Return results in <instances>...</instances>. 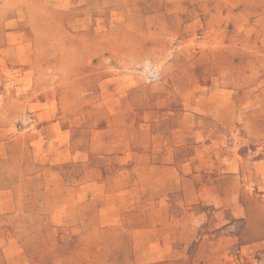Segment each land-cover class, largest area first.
Wrapping results in <instances>:
<instances>
[{
  "label": "rangeland",
  "instance_id": "rangeland-1",
  "mask_svg": "<svg viewBox=\"0 0 264 264\" xmlns=\"http://www.w3.org/2000/svg\"><path fill=\"white\" fill-rule=\"evenodd\" d=\"M0 191V264H264V0H0Z\"/></svg>",
  "mask_w": 264,
  "mask_h": 264
},
{
  "label": "crops",
  "instance_id": "crops-1",
  "mask_svg": "<svg viewBox=\"0 0 264 264\" xmlns=\"http://www.w3.org/2000/svg\"><path fill=\"white\" fill-rule=\"evenodd\" d=\"M17 210H20V206L17 202L6 204L4 200H0V218L9 217V216H6V213H5L6 211L12 212V211H17Z\"/></svg>",
  "mask_w": 264,
  "mask_h": 264
}]
</instances>
